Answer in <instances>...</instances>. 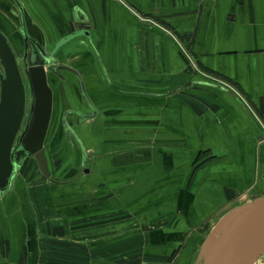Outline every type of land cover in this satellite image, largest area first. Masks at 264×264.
I'll return each instance as SVG.
<instances>
[{
    "label": "crops",
    "instance_id": "0c3cea01",
    "mask_svg": "<svg viewBox=\"0 0 264 264\" xmlns=\"http://www.w3.org/2000/svg\"><path fill=\"white\" fill-rule=\"evenodd\" d=\"M24 27L90 35L47 72L50 178L23 163L0 198V264H189L259 186L264 0H0L15 53Z\"/></svg>",
    "mask_w": 264,
    "mask_h": 264
},
{
    "label": "water",
    "instance_id": "95a60500",
    "mask_svg": "<svg viewBox=\"0 0 264 264\" xmlns=\"http://www.w3.org/2000/svg\"><path fill=\"white\" fill-rule=\"evenodd\" d=\"M89 35L86 31L76 32L72 27L65 39L46 52L24 27L21 36L25 69L22 73L18 65L19 55L0 31V198L11 189L27 159L34 160L45 179L50 178L44 144L52 119L53 94L47 72L56 71L54 57L63 46ZM196 84L201 85V82ZM28 90L32 101L31 113L22 132ZM77 116L83 120L92 119L80 114ZM66 117L64 114L63 126L67 129ZM261 153L259 186L250 194V199L221 214L197 246L191 251L185 250L182 258H191L189 264H256L264 254V144ZM190 252L192 255L188 257Z\"/></svg>",
    "mask_w": 264,
    "mask_h": 264
},
{
    "label": "rangeland",
    "instance_id": "374dc122",
    "mask_svg": "<svg viewBox=\"0 0 264 264\" xmlns=\"http://www.w3.org/2000/svg\"><path fill=\"white\" fill-rule=\"evenodd\" d=\"M22 50H23V47H22L21 51H17L16 50L18 52V53L16 52L17 55L22 56ZM26 85H27V83H26ZM27 100H28V104H27V107H26L24 128L22 129V132L24 131L25 127L28 124V121H29V118H30V113H31V110H30L31 109V103H30L31 96L29 94V90H28ZM52 124H58V114H54V118L52 119ZM29 162H34V160L33 159H27L26 162H25V165H24L25 166L24 169H26V168L29 169L31 167V164ZM262 263H264V254L262 255V257L258 260V262L256 264H262Z\"/></svg>",
    "mask_w": 264,
    "mask_h": 264
},
{
    "label": "flooded vegetation",
    "instance_id": "af4514ba",
    "mask_svg": "<svg viewBox=\"0 0 264 264\" xmlns=\"http://www.w3.org/2000/svg\"><path fill=\"white\" fill-rule=\"evenodd\" d=\"M33 40L39 45V43H38L39 41L38 40H35V39H33ZM18 65H19V68H20L21 72L23 73L25 67H24V63H23V60H22V56L21 57L18 56ZM23 78H24L25 85L27 83V86H28L27 78L24 75H23ZM30 103H32L31 100H30ZM27 104H28V100H27V103H26V107H27ZM262 264H264V263H262Z\"/></svg>",
    "mask_w": 264,
    "mask_h": 264
},
{
    "label": "built area",
    "instance_id": "2783aa9c",
    "mask_svg": "<svg viewBox=\"0 0 264 264\" xmlns=\"http://www.w3.org/2000/svg\"><path fill=\"white\" fill-rule=\"evenodd\" d=\"M142 21H143L144 23H148V24H150L151 26H154V27H156V28H158V29L160 30V28H159L160 26L154 24L153 22H151V21H149V20H146V19H142Z\"/></svg>",
    "mask_w": 264,
    "mask_h": 264
}]
</instances>
